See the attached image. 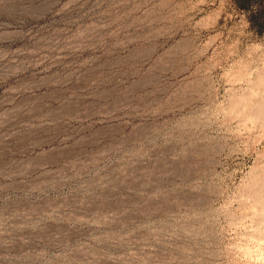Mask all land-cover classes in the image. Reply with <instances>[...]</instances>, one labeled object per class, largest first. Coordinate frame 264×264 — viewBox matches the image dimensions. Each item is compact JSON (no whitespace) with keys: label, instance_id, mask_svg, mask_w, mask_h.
Wrapping results in <instances>:
<instances>
[{"label":"rangeland","instance_id":"rangeland-1","mask_svg":"<svg viewBox=\"0 0 264 264\" xmlns=\"http://www.w3.org/2000/svg\"><path fill=\"white\" fill-rule=\"evenodd\" d=\"M0 264H264V0H0Z\"/></svg>","mask_w":264,"mask_h":264}]
</instances>
